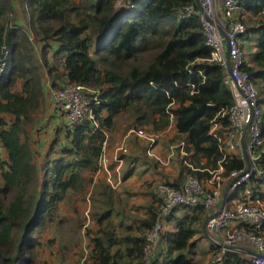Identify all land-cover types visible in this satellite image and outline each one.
<instances>
[{"label": "trees", "instance_id": "trees-1", "mask_svg": "<svg viewBox=\"0 0 264 264\" xmlns=\"http://www.w3.org/2000/svg\"><path fill=\"white\" fill-rule=\"evenodd\" d=\"M19 1L27 17L25 29L9 24L14 5L11 0H0V55L2 48L8 51L7 68L0 77V146L5 156L0 160V264H35L41 245L36 235L58 215L66 195H84L97 182H101V192L94 194L105 197L99 201L105 209L92 217L97 229L81 223L89 240L83 248L88 257L82 264H140L145 235L154 224L155 205L153 201L145 204L137 216L123 215L135 207L124 191L128 197L124 205L111 213L117 191L109 187L105 176L94 182L102 134L92 133L89 125L68 132L58 122L55 133L63 139L60 144L52 140L38 167L25 128L48 97L52 104L40 74L45 69L53 89L73 84L100 91L95 115L101 127L110 128L119 115L128 113L132 128L147 126V131L160 134L152 148L158 159L147 156L145 143L133 138L142 147L143 160L127 158L129 152L126 158L120 156L128 164L123 180L139 174V168L156 172L166 159L159 155L184 142L187 165L181 158L178 176L170 184L163 183L178 188L186 175L205 183L208 171L216 170L222 159L218 141L211 135L212 123L218 124V134L229 126L221 115L232 98L223 83V69L208 61L211 51L199 20L177 16L194 0H123L119 11L115 9L118 0ZM240 8L237 18L246 28L238 40L245 53L243 70L257 89L264 131V0H245ZM32 43L42 52L38 62ZM141 56L146 57L142 63ZM17 83L19 90L14 91ZM163 141L168 142L166 148L156 149ZM56 146L57 152H52ZM220 164L222 176L244 167L234 152H227ZM259 167L264 170V153ZM246 187L252 199L262 196L264 202V179L253 177ZM243 192L244 188L237 189L231 200ZM181 211L173 231L164 225L154 264H196L190 240L202 228L206 212L202 208ZM224 264L250 261L229 252Z\"/></svg>", "mask_w": 264, "mask_h": 264}, {"label": "built area", "instance_id": "built-area-1", "mask_svg": "<svg viewBox=\"0 0 264 264\" xmlns=\"http://www.w3.org/2000/svg\"><path fill=\"white\" fill-rule=\"evenodd\" d=\"M243 1L197 0L198 9L194 0L193 5L178 12L177 16L181 20L193 17L199 20L205 45L211 51L208 61L218 64L224 71L223 83L230 91L232 104L222 111L221 117L227 119L229 126L222 134H218V124L212 123L211 135L218 141L222 159L216 170L208 171L210 178L205 183L193 175H186L178 188L163 182L155 186L156 215L153 226L145 235L140 264H154L164 225L184 208H202L206 212L204 235L210 246L211 264H224L229 252L248 259L250 264H264V202L262 196L252 199L251 191L246 187L253 177L264 179V170L259 167L264 153V131L258 92L243 70L245 53L238 41L246 29L237 18ZM7 56L8 51L2 48L0 77L7 68ZM48 87L52 113L64 124L66 131L89 125L92 133L102 134L104 139L97 159L95 178L104 174L106 183L113 190L121 184L123 160L120 156L128 154L129 139L136 138L144 142L146 155L158 159L152 148L160 134L149 132L145 127H136L113 142L110 149L113 160L110 161L107 157L108 134L95 115L100 106V91L73 84L62 89ZM184 147V142L171 145L166 160L161 164L168 165L176 150L186 157ZM227 152L239 154L244 167L222 176L220 163ZM222 182L226 183L223 192ZM240 188H244L243 194L231 200L232 194ZM84 253L88 255L87 251Z\"/></svg>", "mask_w": 264, "mask_h": 264}, {"label": "rangeland", "instance_id": "rangeland-1", "mask_svg": "<svg viewBox=\"0 0 264 264\" xmlns=\"http://www.w3.org/2000/svg\"><path fill=\"white\" fill-rule=\"evenodd\" d=\"M11 1L14 5V13L12 14V16H9L8 22L10 25H13L15 23L19 27L25 29L27 27V23H26L27 17L24 12V7L21 5L19 0H11ZM123 4H124L123 0H118L115 3V9L119 11L120 7H122ZM245 16L246 18H249L248 15H245ZM248 23L250 25L251 21L249 20ZM33 48H34V53H35V59L37 61V58L39 60L42 57V52L39 51V46L36 43H35V46L33 45ZM45 57L46 59L51 60L50 53L45 52ZM138 59L140 63H142V60H145L146 57L141 56ZM135 62L136 60L134 61V63ZM58 67L60 70L62 69L60 66ZM45 72H46L45 69H42L40 71V74L42 75L44 79L46 76ZM48 80L50 83L49 78ZM18 90H19V84L17 83V86L15 87L14 91H18ZM132 119L133 118L132 117L130 118L128 113H123L114 120L110 128L105 127V130L108 134V142H107V157L108 158H110L108 154H112L110 149H111L113 142L117 139L124 137L127 134L128 130L132 128V125H131ZM51 124H52V118L46 116L45 113L39 112L37 115L34 116L33 122L31 123V125H28L25 128L26 135H27L26 138L28 141L31 142V148L33 151V157H34L35 163H37V161L40 160L41 161L40 164H42L43 160L46 159L44 157V154L46 153L48 146L52 142V140H58V144H60L63 139V137H61L62 135H60L59 133H55V130H52V128L50 127ZM145 127L149 128L147 126ZM41 142H44V143H41ZM127 143L129 144V154L127 155V158H129V156L130 157L136 156L139 158L140 160L139 162H141V160H143V158L141 157L143 153H142V147L140 146L139 142L133 139H129ZM39 144L41 145V151L35 149V146H38ZM167 144L168 142L166 141L161 142V144L158 146V149L160 148V146H162V148L165 149ZM55 149L57 150L58 146H56ZM138 152H140V155L138 154ZM39 153H41L42 156H40ZM167 155H168V152L166 153L165 151L164 153H161L159 156L161 158L162 156L167 158ZM3 158H4L3 152L0 150V160L2 159L3 161ZM181 158H183V161L185 162L184 156H182L180 153H177V155H175L174 157L170 159V162L168 165L166 166L161 165V167H159V169L161 170L160 173L158 172V170L154 173L150 170H146L148 174L144 176L145 172H141V168H139L138 172H141L139 173V175L135 176L133 179L132 177L128 180L126 179L127 182L126 180H125L126 183L123 182L124 183L123 185H125V187H122L121 185V189L123 188V190H127L129 192L131 196L130 199L132 202L130 206L133 205L138 208L133 207L129 211L126 209L125 211H123V215H127L129 213L130 214L128 216H137L138 214L140 215L141 213L140 209L142 206L145 205L144 196H147L145 193H139L140 191L138 187L140 185L147 187L146 189L147 193L149 192L150 199H152L155 205V199L154 197H152L153 194H152L151 187L152 186L155 187V184L160 183V182H166L169 184L173 182L174 179L179 174V168L181 166L180 164ZM122 160H123V164L121 167V175H123V173H125L124 171H126L128 168L127 167L128 164L126 165V162H125L126 160H124V157L122 158ZM183 161L181 162L182 164H183ZM187 163L188 161L185 162L186 165ZM182 166H185V165L183 164ZM100 183L101 182L99 183L97 182L95 188L93 189L89 187L88 191L84 195L78 194V193H71V194L69 193L68 196L66 195V198L59 206L58 215L55 214L52 219V222H47L46 227L43 228L39 234L36 235L41 245L40 247L37 248V252H36L37 256L35 259V264H55L56 262L54 261L57 258H60L62 260L61 264H64V260L71 253L72 254L74 253L76 257H79V258L83 256V258L86 259L88 257V255H84L85 249L83 250V248H85V245L89 242V240L86 234L84 236L82 226L88 222L89 227L91 228L93 227V229H97L96 223H94V220L92 217L99 216L105 209V206L99 202L100 200L102 201L105 200V197H101L100 195L97 196L94 194L95 191L97 193L101 192ZM0 185H1V182H0ZM134 194L137 195L136 200L132 199V196H134ZM126 198L128 197L124 195L120 197L118 194H116V197H114L115 204L112 205V207H115V209H113V211L111 212L112 214L118 212L116 208H118L119 210L120 208H122ZM117 200L119 202H116ZM74 204L77 205L76 211L73 207ZM72 209L75 211V214H76L75 215L76 217L74 218L71 217ZM85 212H87L88 214L85 215L84 214ZM132 212L134 214H131ZM79 217L81 218L80 228H78ZM81 223H82V226H81ZM90 244H91V241H90ZM211 259H212V256L210 255L209 259L204 261L203 263L200 262L199 260H197L196 262L198 264L199 262L200 264H211ZM75 263L78 264V262H75ZM88 264H91V262H89Z\"/></svg>", "mask_w": 264, "mask_h": 264}, {"label": "crops", "instance_id": "crops-1", "mask_svg": "<svg viewBox=\"0 0 264 264\" xmlns=\"http://www.w3.org/2000/svg\"><path fill=\"white\" fill-rule=\"evenodd\" d=\"M47 76H45V85L47 86V88H48V86H49V80H48V77L46 78ZM48 90L50 91V88H48ZM47 93H48V91H47ZM40 113L42 112V113H45L46 114V116H48V117H51L52 118V124H51V128H52V130H56L58 127H59V124H58V118L57 117H54V115H53V113H52V110H51V104H50V100H49V97L47 98V100H46V102H45V105L41 108V110L39 111ZM37 115V114H36ZM47 135V134H46ZM48 136V135H47ZM41 143H44V142H41ZM35 149H37V150H39V151H41V145L39 144L38 146H35ZM156 149H158V147L156 148ZM52 152H57V150L55 149V147H54V149H53V151ZM39 155L40 156H42L41 155V153H39ZM108 156L110 157L109 158V160L110 161H112L113 160V155L112 154H108ZM44 157H45V154H44ZM49 157H51V154L49 155ZM4 158H5V156H4ZM40 160H38L37 161V163H36V166H38V167H40L41 166V164H40ZM147 170H149V169H147ZM158 170V172L160 173L161 172V170L158 168L157 169ZM160 170V171H159ZM139 173H141V172H139ZM148 173L145 171V174H144V176L145 175H147ZM137 175H139V174H137V173H134V175L132 176V179L135 177V176H137ZM99 176H104V174H102V175H99ZM131 177H129V179H130ZM95 180H97L96 178L94 179V182L96 183V181ZM126 180V179H125ZM125 180H123L122 179V176H121V184L115 189L117 192V194H119V195H121V196H123V194H124V191H127V190H123V188L121 189V185H122V187H125V185H123L124 183L123 182H125ZM128 180V179H127ZM127 180H126V182H127ZM125 182V183H126ZM131 184V183H130ZM152 185V184H151ZM225 185H226V183L225 182H222V192L225 190ZM152 188V194H153V190H154V188H153V186L151 187ZM138 189H139V193H145L147 196H144V204H147V203H149V202H151L152 201V199H150V195L147 193V187H145V186H139L138 187ZM143 189V190H142ZM143 191V192H142ZM128 192V191H127ZM129 193V192H128ZM137 195H138V193H137ZM137 195L136 194H134V196H132V199L133 200H136V197H137ZM140 195V194H139ZM135 198V199H134ZM74 207V206H73ZM85 214V213H84ZM71 217L72 218H74V217H76L75 216V212H74V210L72 209V214H71ZM181 217H182V213H181V210L179 211V212H177V213H175L173 216H172V218L169 220V222H168V224H167V226H166V228L165 229H167L168 231H173V227H174V225H175V223H177L180 219H181ZM121 218V217H120ZM123 220V219H122ZM88 223V222H87ZM205 223V222H204ZM202 224V228L199 230V232H197V233H195V235H194V237L190 240V244L192 245V247L194 248L193 249V255H192V257H193V260L196 262L197 260H199L200 262H204V261H206V260H208L209 259V257H210V255H211V252H210V248H209V245H208V243H207V240H206V238H205V235H204V225L205 224ZM196 228H197V225H196ZM84 250V249H83ZM84 251H86V250H84ZM84 255H85V253H84ZM85 258H83V256L81 257V258H79V257H76V255L73 253H71V254H69V256L64 260V264H74L75 262H78V264H82V262H83V260H84ZM54 262H56L55 264H61L62 263V260L60 259V258H57ZM200 262H199V264H200ZM76 264V263H75ZM196 264H198L197 262H196Z\"/></svg>", "mask_w": 264, "mask_h": 264}, {"label": "water", "instance_id": "water-1", "mask_svg": "<svg viewBox=\"0 0 264 264\" xmlns=\"http://www.w3.org/2000/svg\"><path fill=\"white\" fill-rule=\"evenodd\" d=\"M196 1H197V0H195V3H196V5H197L198 9H200V8H199V5L197 4V2H196Z\"/></svg>", "mask_w": 264, "mask_h": 264}]
</instances>
